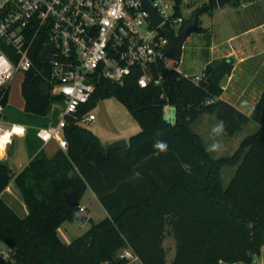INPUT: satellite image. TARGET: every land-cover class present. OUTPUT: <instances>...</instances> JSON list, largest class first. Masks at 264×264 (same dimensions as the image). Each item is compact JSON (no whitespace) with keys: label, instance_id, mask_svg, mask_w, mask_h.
<instances>
[{"label":"trees","instance_id":"trees-1","mask_svg":"<svg viewBox=\"0 0 264 264\" xmlns=\"http://www.w3.org/2000/svg\"><path fill=\"white\" fill-rule=\"evenodd\" d=\"M216 7V0H210L184 27L201 33L199 17ZM2 50L12 53L11 48ZM34 61L21 83L24 111L47 117L62 98L43 94L44 65L37 55ZM233 66L232 60L216 61L199 83L164 61L152 68L154 78L161 77L159 86L140 88L138 69L123 85L101 80L90 102L65 116L64 150L51 158L41 150L15 177L0 162V243L13 254V262L4 264H129L120 254L124 250L141 264H167V236L175 242L170 264H252L264 246V92L249 115L220 100V82ZM3 92L6 107L9 88L0 95ZM109 98L120 102L140 127L124 150L105 151L100 139L79 125L84 115ZM167 106L174 110V125L164 118ZM204 114L222 122L229 138L250 123L259 128L233 157L212 160L192 131ZM157 141L165 142L167 150L155 149ZM225 167H236L226 188L221 178ZM13 178L28 212L24 218L1 198ZM87 190L107 217L99 223L87 220V232L64 244L57 230L76 221ZM69 192L78 199L71 208L64 198Z\"/></svg>","mask_w":264,"mask_h":264},{"label":"built area","instance_id":"built-area-1","mask_svg":"<svg viewBox=\"0 0 264 264\" xmlns=\"http://www.w3.org/2000/svg\"><path fill=\"white\" fill-rule=\"evenodd\" d=\"M146 1L163 20L157 28L151 25L143 0H0V91L8 88L17 74L34 68L37 55L44 65L40 74L50 87V95L62 98L63 115L57 125L37 131L43 144L56 141L59 149L66 148L62 136L65 116L87 105L101 80L123 85L138 69L140 88L160 85L161 77L154 78L152 68L160 61L167 67L171 63L165 58L168 41L162 31L178 35L186 21L181 17L173 20L164 0ZM47 47L51 48V58L44 62L41 54ZM2 48H11L12 53L5 54ZM203 78L192 80L199 83ZM4 94L0 95L2 152L14 136L24 135V128L18 125L4 128ZM170 108H164V118L174 125V110ZM95 120L90 112L79 125ZM84 211L79 207V212ZM12 262L10 250L0 251V264Z\"/></svg>","mask_w":264,"mask_h":264},{"label":"crops","instance_id":"crops-1","mask_svg":"<svg viewBox=\"0 0 264 264\" xmlns=\"http://www.w3.org/2000/svg\"><path fill=\"white\" fill-rule=\"evenodd\" d=\"M209 1L199 0L193 7L197 10L208 4ZM199 26L203 31L190 33L183 44L181 60L178 63L186 64L184 69H188V65L192 64V69L196 70V74L179 73L185 77H197L202 75L206 68L216 61L232 60L234 66L231 74L220 82L221 95L219 99L230 104L241 113L249 115L264 92V0H240L239 4L236 5L230 4L222 8L217 6L211 13H204L199 17ZM7 107L6 105L4 109L5 125H18L24 128V135L14 136L16 140H13V137L11 144L0 154V162L5 163L15 177L41 150L49 158L59 150L56 141L43 144L37 137V131L56 126L63 115V110L56 118L53 114V108L47 117L27 114L24 111V100L15 113L8 111ZM170 109L173 111L172 108ZM219 123L214 115L204 114L192 125V131L205 143H209V145L219 143L221 145L220 149L217 150L220 152L219 154L229 150L226 148L230 145H233V148L240 145L246 137L253 135L258 130L257 124L250 123L242 132L229 138L224 131L215 133L209 130L210 126L215 127ZM199 124L210 131L209 141L204 138L205 134L203 135L199 130L201 127H198ZM247 128L252 129L253 133L247 134ZM120 139L123 138L115 137L108 143L111 144ZM209 145H206L207 149H209ZM1 198L18 217L24 218L27 215L26 206L14 183V178L2 192ZM94 198L96 199L95 196ZM76 222H65L57 230V236L62 243L69 244L73 241L68 236L67 231L69 226H73ZM60 231L63 232L65 240H63ZM3 245L0 243V251L2 252L7 248ZM123 254L129 260V264L134 262L141 264L129 250H124ZM252 264L264 263L261 259H254Z\"/></svg>","mask_w":264,"mask_h":264},{"label":"rangeland","instance_id":"rangeland-1","mask_svg":"<svg viewBox=\"0 0 264 264\" xmlns=\"http://www.w3.org/2000/svg\"><path fill=\"white\" fill-rule=\"evenodd\" d=\"M199 0H183L181 3H175L174 0H164L165 3L168 4L169 10L168 13L172 16V19L175 20L178 17L183 18L186 22H190L193 18V14L195 12L194 4ZM173 30L177 32L178 28L174 27ZM186 64H175L176 70L180 73L187 74V75H195L196 70L192 69L193 65L189 64L188 69H184ZM167 66V65H166ZM169 67H173L174 63H168ZM200 76H203L200 75ZM24 73L17 74L12 81L8 84L9 88V95H8V102H7V109L8 111L15 113L18 107H21L23 103V98L20 91V85L23 81ZM63 110L62 104H56L53 106V114L57 118L58 114L61 113ZM7 111V112H8ZM92 113L96 116V120L91 124L83 125L86 129L91 131L95 136H97L100 141L104 144V146L110 144L111 139L115 137H122L123 139L120 140H128L136 135L140 131V127L134 121L130 113L126 110V108L118 102L115 98L104 99L103 101L99 102L96 108L92 111ZM10 118V116H9ZM201 124L198 125V127ZM197 127V128H198ZM203 126L199 127L200 131L203 133L204 138L208 139L209 132L208 128H202ZM209 130L213 131L212 126ZM5 129L10 128V125H4ZM259 128V127H258ZM196 130V128H195ZM253 131L250 128H247V134H252ZM13 140H16L14 137ZM209 141V139H208ZM202 143L206 149L207 154L212 160H219L222 158H231L234 154L238 151L240 145L236 147H232L233 145L228 146L229 150H225L222 154H219L218 151H209L206 148V145L209 143H205L202 140ZM242 143V142H241ZM240 143V144H241ZM211 146V145H209ZM210 148V147H209ZM232 149V150H231ZM218 152V153H217ZM218 154V155H217ZM236 170V167H225L221 171V178L223 182L224 188H226ZM79 207H83L85 211L83 213L77 212L78 217H86L88 220H91L93 223H99L104 220L107 216L103 207L99 204L97 199L94 198L92 192L87 190L84 194L82 199L79 202ZM68 225V224H66ZM69 230L67 231L68 236L70 239L74 240L75 238L81 237L90 227V223L87 221L84 224L76 222L73 226H69ZM61 232V231H60ZM63 236V240L65 237L63 232H61ZM69 240V239H68ZM3 247H6L3 245ZM163 248L166 252V263L170 264L174 257H175V242L172 237L167 236L163 242ZM4 252H9L7 248L4 249ZM124 253L121 251L120 254ZM261 259L264 263V246L262 247L260 254L256 255L253 260ZM253 262V261H252ZM131 264H139V263H131Z\"/></svg>","mask_w":264,"mask_h":264},{"label":"water","instance_id":"water-1","mask_svg":"<svg viewBox=\"0 0 264 264\" xmlns=\"http://www.w3.org/2000/svg\"><path fill=\"white\" fill-rule=\"evenodd\" d=\"M175 3H181L183 0H174ZM233 0H216V4L219 8H222L226 5L232 4ZM143 7L145 10H147L150 14V20L151 25L154 28H157L162 22V18L159 17L153 8L149 5V3L146 0H143ZM191 28L190 26H185L182 31L175 35L172 33V31L169 30H163L162 33L166 37L168 44L165 50V58L166 60L170 61L171 63L178 64L181 60L182 55V48L183 44L185 43L187 37L190 35ZM51 58V48L47 47L44 52L41 54V59L44 62L50 61ZM42 92L45 96L50 95V87L48 84H44L42 86ZM262 121L264 122V109L262 111ZM128 147V143L126 140H119L116 142H113L111 144H108L104 147V150L109 152L113 150H124ZM65 203L68 207H74L78 204L77 196L74 192H69L64 195ZM86 217H77L76 221L84 224L87 222ZM19 264V263H17Z\"/></svg>","mask_w":264,"mask_h":264},{"label":"clouds","instance_id":"clouds-1","mask_svg":"<svg viewBox=\"0 0 264 264\" xmlns=\"http://www.w3.org/2000/svg\"><path fill=\"white\" fill-rule=\"evenodd\" d=\"M223 131V123H219L217 124L214 128H213V132L215 133H221ZM221 147V145L219 143H214L210 146V148L208 149L209 151H217L219 150ZM154 148L158 149L160 152H164L167 150V144L165 142L162 141H157L154 144Z\"/></svg>","mask_w":264,"mask_h":264},{"label":"bare ground","instance_id":"bare-ground-1","mask_svg":"<svg viewBox=\"0 0 264 264\" xmlns=\"http://www.w3.org/2000/svg\"><path fill=\"white\" fill-rule=\"evenodd\" d=\"M2 153V151H0V154Z\"/></svg>","mask_w":264,"mask_h":264}]
</instances>
